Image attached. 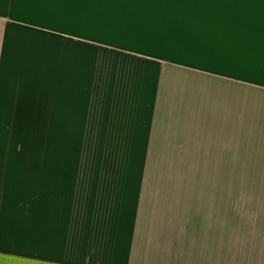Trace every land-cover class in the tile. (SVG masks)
Masks as SVG:
<instances>
[{
    "label": "rangeland",
    "instance_id": "1",
    "mask_svg": "<svg viewBox=\"0 0 264 264\" xmlns=\"http://www.w3.org/2000/svg\"><path fill=\"white\" fill-rule=\"evenodd\" d=\"M59 4L92 40L46 50L0 108L14 118L0 120L9 183L55 184L76 204L67 244L100 256L117 242L144 264H182L197 234L241 225L230 210L246 199L264 204L251 201L264 196V90L228 78L229 43H256L264 0Z\"/></svg>",
    "mask_w": 264,
    "mask_h": 264
},
{
    "label": "crops",
    "instance_id": "2",
    "mask_svg": "<svg viewBox=\"0 0 264 264\" xmlns=\"http://www.w3.org/2000/svg\"><path fill=\"white\" fill-rule=\"evenodd\" d=\"M61 1L64 0H0V108L2 110V106L13 103L9 98L12 99L15 89H21L22 82L28 80L32 66L42 64L37 62L39 60L37 58L43 57L46 50L48 52L52 50L51 54L55 56L56 51H60L61 41L92 40L87 33L77 30L73 22L75 15L70 10L67 11L66 7L58 5ZM255 41L256 43L251 45L229 43L228 78L264 90V32H261ZM234 50L235 55L237 53L246 55L239 54L237 57L232 53ZM250 52L252 55L254 52H260V55L250 58ZM41 60L43 61V58ZM213 71L222 73L217 69ZM248 116L253 121L252 114ZM13 119L0 117V120ZM259 121L262 127L261 135H264L263 115ZM0 152L7 151L1 149ZM5 163H8V159L7 161L0 159V264H144L148 262L138 257V250L134 252L129 246L126 250L117 242H111L110 253L100 252V256L96 252V246L87 248L83 245L67 244L66 235L69 234L70 229L78 230L80 224L77 220L71 219L73 205L70 204H76L69 196L62 193L65 195V200L72 203L59 202L60 195L55 193L59 187L55 184H43L44 182L38 184L37 188H41L39 192L30 193L28 187L23 191H17V185L11 186L9 181L14 180L13 178L17 180L18 177H13L15 174L7 175L10 172H5ZM14 163L19 165L22 162ZM27 175L29 178L28 173ZM252 200L263 202L264 196H256L251 198ZM246 201L248 204L246 203L244 212L230 210L238 213L241 225L229 223L230 225H226L228 230L219 231L215 226H211L208 235L197 234L199 237L196 238L195 250L190 248L192 254L177 253L182 264H264V204L258 202L253 205L249 203V199ZM63 212L67 215H63ZM110 234L114 235L112 232ZM137 236L138 233L135 231V237ZM83 248L87 252L82 255V251L78 250ZM194 252L195 257H193ZM106 254L115 261L104 262ZM124 257H130L131 261L123 262ZM147 257L149 260V254ZM152 263L155 264L153 261Z\"/></svg>",
    "mask_w": 264,
    "mask_h": 264
},
{
    "label": "snow or ice",
    "instance_id": "3",
    "mask_svg": "<svg viewBox=\"0 0 264 264\" xmlns=\"http://www.w3.org/2000/svg\"><path fill=\"white\" fill-rule=\"evenodd\" d=\"M228 2H231V3H246L247 0H228Z\"/></svg>",
    "mask_w": 264,
    "mask_h": 264
}]
</instances>
